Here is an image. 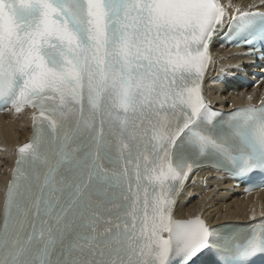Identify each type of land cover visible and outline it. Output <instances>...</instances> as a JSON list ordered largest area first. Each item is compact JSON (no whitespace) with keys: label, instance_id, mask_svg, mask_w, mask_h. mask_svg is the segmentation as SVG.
<instances>
[{"label":"snow or ice","instance_id":"snow-or-ice-1","mask_svg":"<svg viewBox=\"0 0 264 264\" xmlns=\"http://www.w3.org/2000/svg\"><path fill=\"white\" fill-rule=\"evenodd\" d=\"M241 32L264 54V14L230 0H0V111L34 110L0 264L264 260V221L174 213L196 170L264 176V100L219 114L203 96L211 49Z\"/></svg>","mask_w":264,"mask_h":264},{"label":"bare ground","instance_id":"bare-ground-1","mask_svg":"<svg viewBox=\"0 0 264 264\" xmlns=\"http://www.w3.org/2000/svg\"><path fill=\"white\" fill-rule=\"evenodd\" d=\"M258 0H230L241 10L250 9ZM227 5L229 0H221ZM231 12L232 9H229ZM211 72L216 74L229 71L235 62L233 52L214 48ZM211 103L225 109L247 102V95H232L230 89L206 80ZM260 90L248 95L259 96ZM32 114L9 115L0 117V212L3 210L4 193L12 179V160L16 149L30 138ZM216 174L207 170H198L191 176L189 183L177 200L175 216L178 219L201 216L209 224L217 226L225 222H243L264 213V192L251 196H240L238 188L230 181H219Z\"/></svg>","mask_w":264,"mask_h":264}]
</instances>
